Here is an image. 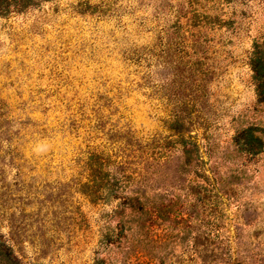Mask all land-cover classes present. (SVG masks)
Instances as JSON below:
<instances>
[{"label": "rangeland", "instance_id": "rangeland-1", "mask_svg": "<svg viewBox=\"0 0 264 264\" xmlns=\"http://www.w3.org/2000/svg\"><path fill=\"white\" fill-rule=\"evenodd\" d=\"M27 3L0 16V245L23 264H120V188L147 181L151 196L182 199L191 137L224 178L216 227L175 218L141 249L195 264L190 236L211 230L264 264V102L250 67L264 0ZM250 127L262 149L234 152Z\"/></svg>", "mask_w": 264, "mask_h": 264}, {"label": "trees", "instance_id": "trees-1", "mask_svg": "<svg viewBox=\"0 0 264 264\" xmlns=\"http://www.w3.org/2000/svg\"><path fill=\"white\" fill-rule=\"evenodd\" d=\"M26 4H28L27 0H0V16L8 15L12 10L18 11ZM250 55H252L250 67L254 73V79L257 81L259 102L262 103L264 102V38L254 41ZM258 132L259 130L255 127L240 130L237 135L231 138L230 146L234 152H242V150L247 153L250 152L249 150L260 152L263 141ZM191 139V137H188V140L182 138L179 143L180 157L177 158L179 161L177 173L189 174L192 180V184L182 199H177L174 195L167 199L159 197L157 194L151 196L148 183L145 184L147 181L140 183L130 180L120 188L119 192H123L120 193L122 205L119 206L120 213H116L119 215V222L124 234L120 264H160V261L152 253H145L143 251L145 247L141 249V246L146 242L147 233L154 231L155 227L162 222H169V220L177 218L179 223H187L189 226L198 224V226L207 228L216 227L211 213L215 211L219 202L218 195H223L219 187L224 178L212 170L210 165L214 161H211V156L206 153L200 156L197 144ZM241 139L243 140L242 145L239 141ZM205 158L208 159V163L205 162ZM207 164L209 168L200 170ZM112 181L114 183L109 184V189L106 188L109 194L118 192L116 191L118 180L113 178ZM116 196L111 195V198L118 200ZM182 209L186 213H183ZM185 215H187L186 219ZM224 241V235L213 233L211 230L191 234V261L195 264L260 263L259 254L255 253L253 249H248L250 254L247 252L240 259L234 258V254L230 253L232 245L230 242L225 243ZM0 264L23 263L14 256L9 248L0 245Z\"/></svg>", "mask_w": 264, "mask_h": 264}]
</instances>
